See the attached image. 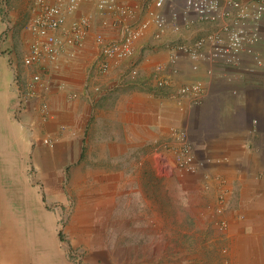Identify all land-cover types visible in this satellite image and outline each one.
I'll list each match as a JSON object with an SVG mask.
<instances>
[{
	"label": "crops",
	"instance_id": "1",
	"mask_svg": "<svg viewBox=\"0 0 264 264\" xmlns=\"http://www.w3.org/2000/svg\"><path fill=\"white\" fill-rule=\"evenodd\" d=\"M118 1L133 5L140 19L151 7V0ZM2 14L0 2V36L4 30ZM79 14L94 18L84 50L70 64H62L59 74L50 76L49 92L31 105L23 119V123L36 122L38 136L55 140L53 149L40 143L33 147L27 128L14 118V71L0 49V214L5 212L13 176H20L21 167L31 160L46 180H58L57 175L61 180L65 170L85 181L92 176L108 182L118 198L131 195L127 182L137 176L146 191L152 186L157 191L152 204L142 208L149 216L150 228L143 264H264V64L257 66L254 60H246L238 69H218L209 76L206 65L193 71L190 61L183 57L177 73L169 68L165 71L172 86L157 90L155 69L168 64L169 46L191 44L214 27L183 25L180 33L170 30L161 40H155L152 31L136 43L132 60L112 61L107 74H98L92 67L99 60L93 39L99 32L109 39H115L116 34L101 27L92 4L84 5ZM14 19L23 20L13 15ZM30 42L29 34L14 32L9 45L17 65L29 51ZM257 50L264 63V41ZM132 67L139 71L136 80L131 79ZM19 72L28 79L39 69L20 64ZM60 80L70 89L60 91ZM197 80L207 85L204 103L191 108L185 99V109H179L171 93ZM70 91L77 96L71 98ZM43 100L48 102L52 116L44 123L39 115ZM173 128L186 129L197 157L212 161L191 177L192 248L184 253H178L176 247L182 242L173 232L180 228L174 215L181 209L165 205V193L158 192L164 180L153 152L156 143L167 140ZM205 172L210 173L208 180ZM223 190L227 191V207L219 215L216 204ZM222 220L227 223L225 228L220 226ZM165 231L174 235L168 237L174 244L171 253L165 252Z\"/></svg>",
	"mask_w": 264,
	"mask_h": 264
},
{
	"label": "built area",
	"instance_id": "2",
	"mask_svg": "<svg viewBox=\"0 0 264 264\" xmlns=\"http://www.w3.org/2000/svg\"><path fill=\"white\" fill-rule=\"evenodd\" d=\"M176 1L151 0V7L140 19L138 10L133 5L122 4L118 0H32L29 15L23 24V30L31 37L30 47L18 64L37 68L39 72L24 79L19 72V65L12 60L13 50L9 45L15 32L10 2L0 0L4 23L0 49L14 71L13 86L16 97L13 115L27 128L32 144L37 146L40 143L51 149L56 144L50 137L38 136L34 120L23 123V119L29 114L31 105L40 98L44 99V93L49 92L52 86L50 76L53 73L59 74L62 64H70L84 50L94 23L93 16L79 14L84 5L92 4L101 27L116 34L115 39H109L104 32H99L93 39L98 47L99 60L92 67L98 74H107L112 61L132 60L136 53V43L150 32L153 31L155 40H161L170 30L180 33L183 25L189 27L195 24L211 25L214 29L191 44L178 43L169 46L168 64L158 65L155 69L157 90L172 86V82L164 75L165 71L169 68L177 73L179 59L183 57L190 61L193 71L206 65L209 76L215 75L222 68L238 69L246 60H254L257 66H263L257 47L264 41V0H184L183 7L174 11L170 19H167L165 9L175 5ZM132 68L131 79L136 80L139 71L136 67ZM57 88L60 91L70 89L62 80L58 82ZM96 90L100 89L97 87ZM69 94L71 98L77 96L73 91ZM206 94V82L197 80L180 86L171 93L170 98L177 102L179 109L184 110L185 99L191 108L198 107L204 103ZM39 110L41 122L52 118L49 104L45 100L41 102ZM153 152L171 173L177 171L182 174H195L206 168L209 161L197 157L194 145L184 128H173L167 140L156 143ZM209 174H205L206 180L210 178ZM220 193L216 212L223 215L227 207L224 204L227 191ZM220 226L225 228L226 221L222 220Z\"/></svg>",
	"mask_w": 264,
	"mask_h": 264
},
{
	"label": "rangeland",
	"instance_id": "3",
	"mask_svg": "<svg viewBox=\"0 0 264 264\" xmlns=\"http://www.w3.org/2000/svg\"><path fill=\"white\" fill-rule=\"evenodd\" d=\"M9 2L14 17L23 19L13 20L16 33L25 32L23 24L31 0ZM183 2L177 0L167 7L166 18L179 11ZM206 159L208 166L212 161ZM156 161L164 180L158 192L165 193V205L181 209L174 215L180 228L173 232L182 242L177 244L178 253H184L192 248V174L171 173L159 158ZM36 167L32 160L22 166L6 193L5 212L0 214V264H143L150 228L149 216L142 208L155 200L154 186L146 191L142 178L135 176L127 182L131 195L118 198L108 182L92 176L85 181L67 170L61 180L58 175V180H46ZM165 232V252L171 253L174 244L168 237L174 235ZM131 255L133 261L129 260Z\"/></svg>",
	"mask_w": 264,
	"mask_h": 264
}]
</instances>
